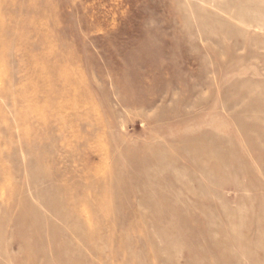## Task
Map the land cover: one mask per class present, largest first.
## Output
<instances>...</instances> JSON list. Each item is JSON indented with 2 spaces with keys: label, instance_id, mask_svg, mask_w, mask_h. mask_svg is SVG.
Segmentation results:
<instances>
[{
  "label": "rangeland",
  "instance_id": "374dc122",
  "mask_svg": "<svg viewBox=\"0 0 264 264\" xmlns=\"http://www.w3.org/2000/svg\"><path fill=\"white\" fill-rule=\"evenodd\" d=\"M0 264H264V0H0Z\"/></svg>",
  "mask_w": 264,
  "mask_h": 264
}]
</instances>
